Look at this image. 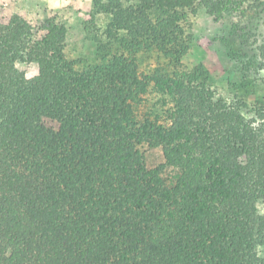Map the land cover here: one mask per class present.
<instances>
[{
	"label": "trees",
	"instance_id": "16d2710c",
	"mask_svg": "<svg viewBox=\"0 0 264 264\" xmlns=\"http://www.w3.org/2000/svg\"><path fill=\"white\" fill-rule=\"evenodd\" d=\"M228 3L94 0L124 38L85 65L57 17L40 35L19 15L0 22V264H264V110L199 74H144L137 57L176 58L181 11ZM151 86L165 108L154 121L137 114ZM142 145L165 162L148 168Z\"/></svg>",
	"mask_w": 264,
	"mask_h": 264
},
{
	"label": "rangeland",
	"instance_id": "374dc122",
	"mask_svg": "<svg viewBox=\"0 0 264 264\" xmlns=\"http://www.w3.org/2000/svg\"><path fill=\"white\" fill-rule=\"evenodd\" d=\"M262 3L264 0H229L218 16L209 15L198 4L182 10V33L171 48L177 57L155 48L142 49L137 54L140 70L147 75L157 68L170 74H199L218 96L245 103L247 113L264 110ZM13 15L29 21L38 35L46 18L57 17L67 28L66 56L80 65L98 63L105 55L116 53L121 44L118 39L124 38L123 32L117 34L118 39L109 36L110 16L99 12L94 0H0V22H7ZM17 68L29 79L38 75L36 63L19 62ZM164 109L162 96L151 86L137 114L140 119L154 121L157 115L163 118ZM140 150L150 169L165 162L160 148L142 145ZM170 176V169H166L167 183ZM258 207L261 213L262 206Z\"/></svg>",
	"mask_w": 264,
	"mask_h": 264
}]
</instances>
